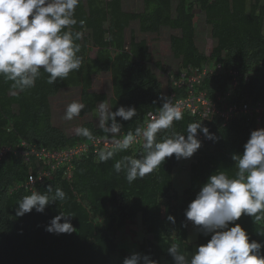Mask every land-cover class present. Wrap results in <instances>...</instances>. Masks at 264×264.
Listing matches in <instances>:
<instances>
[{
    "label": "trees",
    "instance_id": "16d2710c",
    "mask_svg": "<svg viewBox=\"0 0 264 264\" xmlns=\"http://www.w3.org/2000/svg\"><path fill=\"white\" fill-rule=\"evenodd\" d=\"M124 1L86 0L77 7L75 18L85 21L84 28L79 23L74 27V31L84 33L76 41L81 45L83 66L66 80L49 85L48 74L41 71L34 88L18 92L11 88V82L5 83L0 77V149L23 151L21 143L26 142L55 150L87 141L77 135L67 137L52 123L50 99L64 89H81V102L86 105L81 116L93 114L101 101L108 103L112 111L121 105L135 106L137 116L131 120L116 118L120 133H106L93 123L82 125L101 137L124 136L137 127L143 128L148 114L159 113L161 95L185 96L188 80L181 89L171 88V78L178 82L184 73L188 78L193 74L202 76L195 89L215 103L221 96L226 107L264 104L263 0H143L144 10L140 14L125 13ZM196 11L205 15L216 42L209 56L196 45ZM133 22L139 23L143 34H159L163 28L179 32L171 37L170 44L180 70L168 76L167 94L151 68L153 58L148 43L137 42L132 35L129 46L126 45V31ZM91 50L97 51L95 58L90 57ZM154 66L165 72L162 63ZM103 73L112 78L111 98L93 91V78ZM194 121H202L218 139H202L198 131L201 148L193 154L190 183L182 193L174 188L173 172L179 162L175 154L165 158L156 171L132 184L123 172L114 171L115 160L125 155L142 159L146 154L143 144L136 151H114L113 160L105 163H97L94 157L77 161L70 178L59 170L33 190L25 185L35 166L14 152L8 153L0 160V264H112L114 257L122 264L124 258L133 254L137 255V264H148L146 255L148 261L158 259L160 264H178L173 255L187 258L194 250L190 235L195 226L184 214L188 204L211 175L224 171L235 177L237 162L232 157L242 154L252 130L264 127V115L260 124L238 116L225 125L219 117L204 121L184 113L173 129L186 137L187 125ZM110 125L109 121L107 126ZM167 132L170 134L171 130L158 133L157 142ZM49 185L53 186V194L56 186L61 187L65 200H53L43 213L33 209L22 217L16 216L23 196L32 191L43 193ZM60 212L71 215L60 222L70 221L76 229L72 234L45 231ZM170 215L175 223L167 219ZM138 219L144 238L138 250L130 253L119 246L118 234ZM237 222L251 239L264 244V220L257 222L253 217L242 216ZM195 227L196 246L207 243L210 235L205 236L200 226ZM172 244L179 246L175 254L169 252Z\"/></svg>",
    "mask_w": 264,
    "mask_h": 264
},
{
    "label": "clouds",
    "instance_id": "9594fccd",
    "mask_svg": "<svg viewBox=\"0 0 264 264\" xmlns=\"http://www.w3.org/2000/svg\"><path fill=\"white\" fill-rule=\"evenodd\" d=\"M82 0H0V77L11 82V88L25 92L35 87L41 71L47 73V83L54 85L58 80H66L70 73L78 72L83 66L81 45L82 31H74L79 23L84 28L83 19L77 21L75 13ZM162 102L158 115H153L145 127L128 131L122 139L113 141L121 152H127L138 138H143V158L125 155L115 160L113 169L117 174L124 173L132 184L156 171L165 158L175 154L177 160L189 159L201 148L198 131L205 139L216 142L218 137L204 126L202 121L190 122L185 134L173 129L174 123L184 118L182 106L173 98L161 95ZM156 101H153L155 103ZM86 105L77 100L67 104L61 117L72 121L79 117ZM99 127L106 133H120L121 125L116 118L129 121L137 116L135 106L123 105L112 111L108 103L101 101L95 111ZM87 114V113H85ZM109 121L111 122L108 127ZM171 130L157 142V134ZM77 136L96 141L92 131L83 126L74 129ZM111 149L97 151L95 161L105 163L113 160ZM237 162L235 177L220 171L211 175L200 188L195 198L188 204L185 217L200 226L207 243L196 246L188 260L184 255H173L178 264H264V244L251 239L247 230L237 221L242 216L264 220V127L254 129L243 145V152L232 157ZM30 181H34L30 177ZM65 200L61 187L49 185L45 192L32 191L18 202L15 214L22 217L33 209L43 213L45 207L55 199ZM71 215L60 212L46 226L49 233L72 234L73 224L62 218ZM73 217V216H72ZM167 219L175 223L173 216ZM178 245L172 244L169 252L175 254ZM148 264H160L158 259ZM122 264H137V255L124 258Z\"/></svg>",
    "mask_w": 264,
    "mask_h": 264
},
{
    "label": "rangeland",
    "instance_id": "374dc122",
    "mask_svg": "<svg viewBox=\"0 0 264 264\" xmlns=\"http://www.w3.org/2000/svg\"><path fill=\"white\" fill-rule=\"evenodd\" d=\"M86 2V0H82ZM264 3V0H263ZM177 5V1H174V8ZM144 10L143 0H126L123 3V11L129 14H140ZM196 45L199 51L206 56H209L216 46V42L211 35V29L206 24L205 15L196 11ZM86 35H89L86 32ZM132 35L135 36L136 41L140 42L145 40L150 48V52L153 58V64L151 68L153 72L159 78V81L163 84L164 92L167 94L168 90V76L177 74L180 70V62L173 56L171 50L170 39L172 36L179 35L178 31L163 28L159 34H143L140 32L138 22L131 23V26L126 31V45L129 46ZM97 54L96 50H91L89 54L91 58H95ZM162 63L164 73L159 71L154 63ZM93 91L97 94H105L108 98L113 96L112 78L108 73H103L93 78ZM73 100L81 102V89L70 88L64 89L59 94L50 99L52 107V123L54 127L62 131L67 137H74V129L78 126H82L85 123H93L96 128L99 127V118L96 112L93 114H87L85 116H79L72 121H63L61 119L64 109L67 104ZM194 160V156L189 159H180L178 166L174 169L173 179L174 188L178 193H182L190 183V170L191 162ZM196 227L193 226V233L190 235V242L194 245V250L190 252L186 259L190 260L191 255L196 250L197 232ZM144 233L141 227V219L137 222L126 227L122 232L118 234V244L120 247L126 249L130 253H135L138 250V245L143 241ZM112 264H119L118 257H114Z\"/></svg>",
    "mask_w": 264,
    "mask_h": 264
},
{
    "label": "built area",
    "instance_id": "2783aa9c",
    "mask_svg": "<svg viewBox=\"0 0 264 264\" xmlns=\"http://www.w3.org/2000/svg\"><path fill=\"white\" fill-rule=\"evenodd\" d=\"M205 73L206 70H204V74ZM172 79L173 78H171L172 89H181L185 87V81H189V85L185 88V96H176L175 93L169 95L170 98H173L174 102H177L182 106L184 113H188L193 117H199L204 121L213 117H219L223 120L225 125L238 116L249 118L251 121L254 120L258 124L261 122V118L264 115V104H258L254 107L251 104L244 103L240 106L232 105L230 107H226L223 104L221 96L218 97V104L208 100L205 94H199L197 92L195 85H199L202 76L193 74L191 78H188L186 73H184L178 82L172 81ZM158 114L159 113L148 114L144 127L153 115ZM95 137L97 138L95 142L87 140L68 148L55 150L28 145L26 142H22L21 145L23 147V151H18L11 147H4L0 149V160L8 153L14 152L15 154L21 156L25 162L33 164L35 168L31 170V174L25 185L33 190L37 184H43L47 178L59 170H62L64 174L70 178L74 169V164L77 161L88 157L95 158L97 151L100 149H111L113 151H117L118 149L115 147L113 141L123 138V136ZM201 138L205 139L203 134L201 135ZM142 144L143 138L140 137L134 141L130 149L136 151V149H138ZM30 177H33L34 181H30Z\"/></svg>",
    "mask_w": 264,
    "mask_h": 264
}]
</instances>
